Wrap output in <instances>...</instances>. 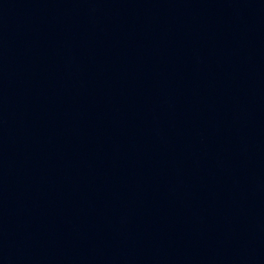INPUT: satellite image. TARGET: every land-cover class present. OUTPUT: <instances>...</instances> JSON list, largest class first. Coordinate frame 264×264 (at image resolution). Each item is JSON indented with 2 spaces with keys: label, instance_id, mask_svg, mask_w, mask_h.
Wrapping results in <instances>:
<instances>
[{
  "label": "water",
  "instance_id": "95a60500",
  "mask_svg": "<svg viewBox=\"0 0 264 264\" xmlns=\"http://www.w3.org/2000/svg\"><path fill=\"white\" fill-rule=\"evenodd\" d=\"M0 264H264V0H0Z\"/></svg>",
  "mask_w": 264,
  "mask_h": 264
}]
</instances>
